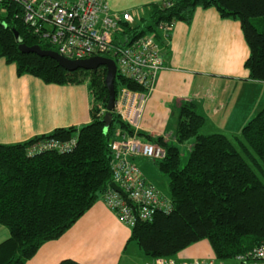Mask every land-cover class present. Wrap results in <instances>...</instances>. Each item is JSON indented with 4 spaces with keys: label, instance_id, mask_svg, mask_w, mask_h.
Wrapping results in <instances>:
<instances>
[{
    "label": "trees",
    "instance_id": "1",
    "mask_svg": "<svg viewBox=\"0 0 264 264\" xmlns=\"http://www.w3.org/2000/svg\"><path fill=\"white\" fill-rule=\"evenodd\" d=\"M167 1L169 7L152 5L138 23L125 24L126 36L135 40L152 35L159 46H165L170 32L167 36L159 32L161 24H189L196 8L213 7L221 18L240 22L250 51L244 67L250 80L264 83V28L254 25L255 19L264 22V0ZM3 7L0 59L14 64L17 76H34L46 84L86 83L92 99L91 121L78 129H56L25 143L0 144V225L9 232L0 244V264H28L42 245L62 237L100 198L105 204L103 196L113 183L110 143L117 129L130 134L132 130L114 112L105 129V68L69 72L51 58L21 53L19 43L42 50L54 48L33 37L15 19L18 6L5 3ZM114 87L115 94L121 87L140 90L119 74ZM175 117L174 142L138 133L142 141L165 150L164 159L153 164L168 181L167 194L159 193L170 203L171 212L156 210L151 221L137 219L132 226L118 221L131 228L127 242L138 247L146 262L174 258L201 241L209 243L217 261L227 262L264 242V107L231 137L203 135L205 118L194 102H181ZM74 136L78 141L72 153L26 154L27 147L38 140ZM188 141H192L190 152L182 161L178 145ZM137 158L141 157L132 163L138 167ZM128 205L133 206L130 201ZM58 264L79 263L66 259Z\"/></svg>",
    "mask_w": 264,
    "mask_h": 264
},
{
    "label": "crops",
    "instance_id": "2",
    "mask_svg": "<svg viewBox=\"0 0 264 264\" xmlns=\"http://www.w3.org/2000/svg\"><path fill=\"white\" fill-rule=\"evenodd\" d=\"M104 1L111 12L131 13L140 21L150 6L167 0ZM159 47L163 69L144 105L140 133L174 142L175 111L181 102L191 101L205 118L203 135L236 136L264 107V83L250 80L244 67L250 51L239 21L221 18L213 7L196 8L192 21L175 22L165 46ZM91 109L86 83L46 84L34 76H17L16 66L0 59V144L25 143L56 129H78L90 123ZM191 144L181 146L190 151ZM137 164L147 181L165 195L151 177L157 176L166 188L167 179L153 164L143 160ZM130 231L100 198L62 237L42 245L28 264L66 259L79 264H145L138 247L127 242ZM8 238V230L0 225V244ZM211 256L209 243L201 241L176 257Z\"/></svg>",
    "mask_w": 264,
    "mask_h": 264
},
{
    "label": "built area",
    "instance_id": "3",
    "mask_svg": "<svg viewBox=\"0 0 264 264\" xmlns=\"http://www.w3.org/2000/svg\"><path fill=\"white\" fill-rule=\"evenodd\" d=\"M5 3L18 6L15 19H19L33 37L54 48L58 55L69 60L95 56L110 58L116 64L117 74L138 86L140 90L119 88L113 111L133 131L129 134L117 129L110 143L113 183L123 190L127 200L112 189L104 194L103 199L118 220L129 226L137 219L151 221L156 210L171 212L168 200L132 163L135 157L152 161L165 157L162 147L138 137L144 105L163 69L160 47L154 37L146 35L129 39L123 26H132L139 21L131 13L111 12L104 0H0V16L6 14ZM163 5L169 7L171 3L166 1ZM172 26L161 24L159 32L167 36ZM77 141V136L67 140L41 139L28 146L26 154L30 157L49 152L69 154L76 149ZM129 201L133 206L128 205ZM145 264H264V242L227 262H219L211 256L200 259L156 258Z\"/></svg>",
    "mask_w": 264,
    "mask_h": 264
},
{
    "label": "water",
    "instance_id": "4",
    "mask_svg": "<svg viewBox=\"0 0 264 264\" xmlns=\"http://www.w3.org/2000/svg\"><path fill=\"white\" fill-rule=\"evenodd\" d=\"M15 38L19 42V36L16 32ZM18 49L23 54H35L39 57L51 58L58 64V66L69 72L76 71L77 69L96 72L101 67L105 68L106 75L104 83L107 88L108 102L106 105L103 121L105 123V129L109 127L111 122V115L114 111L116 98L114 80L117 75V68L115 62L112 59L103 56H95L83 60H69L58 55L55 51L42 50L38 45L28 47L25 44L21 43H19ZM110 188L120 194L125 200H127L126 194L116 184L111 183Z\"/></svg>",
    "mask_w": 264,
    "mask_h": 264
},
{
    "label": "rangeland",
    "instance_id": "5",
    "mask_svg": "<svg viewBox=\"0 0 264 264\" xmlns=\"http://www.w3.org/2000/svg\"><path fill=\"white\" fill-rule=\"evenodd\" d=\"M262 19L263 18H261V19H255L254 20V25L258 28V29H263L264 28V22L262 21ZM123 40H125V38H123ZM105 116V115H104ZM220 134H222V133H220ZM229 137V136H228ZM185 144V143H184ZM183 145V144H182ZM180 146V153H181V157H182V161H184V160H187V158H188V155H189V152L190 151H188V147H186V145H185V147L186 148H184V147H182L181 145H178V147ZM137 160H143V162L144 163H147L148 165H151L152 166V164H153V161L152 160H150V159H146V158H137ZM155 165L153 164V167H154ZM151 178H153V180H154V183H156V185H157V187H158V189L161 191V192H163V193H165V194H167V188L165 187V185L164 184H162V182H161V180H158V177L156 176V178L157 179H155L154 177H151ZM156 180V181H155Z\"/></svg>",
    "mask_w": 264,
    "mask_h": 264
},
{
    "label": "bare ground",
    "instance_id": "6",
    "mask_svg": "<svg viewBox=\"0 0 264 264\" xmlns=\"http://www.w3.org/2000/svg\"><path fill=\"white\" fill-rule=\"evenodd\" d=\"M29 32V31H28ZM114 61V60H113ZM120 130V129H119ZM122 131V130H121ZM123 132H125V131H123ZM126 133H128V132H126ZM130 134V133H129ZM131 134H133V131H132V133Z\"/></svg>",
    "mask_w": 264,
    "mask_h": 264
}]
</instances>
